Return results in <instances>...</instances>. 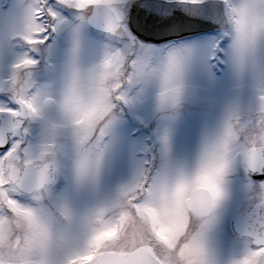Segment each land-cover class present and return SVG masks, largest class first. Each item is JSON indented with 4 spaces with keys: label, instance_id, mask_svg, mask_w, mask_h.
Returning a JSON list of instances; mask_svg holds the SVG:
<instances>
[{
    "label": "snow or ice",
    "instance_id": "snow-or-ice-1",
    "mask_svg": "<svg viewBox=\"0 0 264 264\" xmlns=\"http://www.w3.org/2000/svg\"><path fill=\"white\" fill-rule=\"evenodd\" d=\"M0 264H264V0H0Z\"/></svg>",
    "mask_w": 264,
    "mask_h": 264
}]
</instances>
